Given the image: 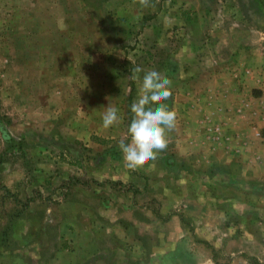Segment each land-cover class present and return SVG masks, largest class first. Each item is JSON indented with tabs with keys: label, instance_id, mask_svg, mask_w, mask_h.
<instances>
[{
	"label": "rangeland",
	"instance_id": "374dc122",
	"mask_svg": "<svg viewBox=\"0 0 264 264\" xmlns=\"http://www.w3.org/2000/svg\"><path fill=\"white\" fill-rule=\"evenodd\" d=\"M137 67L177 120L130 169ZM0 264H264V0H0Z\"/></svg>",
	"mask_w": 264,
	"mask_h": 264
},
{
	"label": "clouds",
	"instance_id": "9594fccd",
	"mask_svg": "<svg viewBox=\"0 0 264 264\" xmlns=\"http://www.w3.org/2000/svg\"><path fill=\"white\" fill-rule=\"evenodd\" d=\"M149 0H139L140 5L147 7ZM140 67L134 69L139 74ZM141 79L139 75L133 77ZM172 81L155 68L144 71L140 94L130 110L133 118L127 129V135L119 141L124 162L130 169L143 166L155 160L157 154L168 146L166 133L174 130L177 114L169 110L165 101L172 96ZM118 110L108 106L102 116L103 127L109 128L118 122ZM128 141V142H126Z\"/></svg>",
	"mask_w": 264,
	"mask_h": 264
},
{
	"label": "crops",
	"instance_id": "0c3cea01",
	"mask_svg": "<svg viewBox=\"0 0 264 264\" xmlns=\"http://www.w3.org/2000/svg\"><path fill=\"white\" fill-rule=\"evenodd\" d=\"M199 126H200V128H198V131L195 132L194 129H196L198 127V125H197V123H193L192 122L190 126H188V127L186 126L184 128L185 131H184V133L181 134L182 138L180 140H178V147L180 148V150L183 153H185L184 154L185 158H188V159L190 158V160L194 161V162H199L198 160L204 159V156L199 154L200 153V148H205V150H209L210 149L209 151H212L211 150V146L219 145V144L216 143L215 140L210 142V141H208V139L204 138V137H206V135H205L204 132H202L203 129L201 127V124ZM226 129H227V127L225 128V130ZM205 131L210 132V130H208V129L205 130ZM211 153H212V156H213V152H211ZM227 157H229V160H227L226 162H230V161L233 160L232 159L233 158L232 155L231 156H227ZM205 158H206L205 162H209V164H210L211 161H213V157H211L210 154L207 157H205ZM172 194H174V193H172ZM170 195L171 194L167 195L166 199H171ZM110 204L112 206L114 205L112 203H110ZM209 205H211V204H209ZM211 207H212V205H211ZM137 208H139V206ZM142 208L144 209L143 211L145 212L144 213L145 216H146L145 220H144V218H140L139 217L137 220L130 221L131 218H128L127 219L128 222L127 221H123L122 222V221L117 220L118 221L117 224H122L123 225V223H124V224L132 225V226H136V225L137 226H143V225H146V223L151 222L153 219L151 218L150 215H148L149 214L148 210H150V208L148 206H143ZM115 214L116 213H113L112 215H110L112 220H116L115 218H119V216H121V215L115 216ZM143 221H145V222H143ZM203 231H204V229H203Z\"/></svg>",
	"mask_w": 264,
	"mask_h": 264
}]
</instances>
